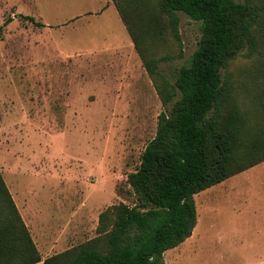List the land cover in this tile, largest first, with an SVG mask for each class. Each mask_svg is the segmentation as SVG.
Instances as JSON below:
<instances>
[{
	"label": "rangeland",
	"instance_id": "rangeland-1",
	"mask_svg": "<svg viewBox=\"0 0 264 264\" xmlns=\"http://www.w3.org/2000/svg\"><path fill=\"white\" fill-rule=\"evenodd\" d=\"M157 1L117 3L134 21ZM117 14L111 0H0V175L40 264L102 236L103 212L137 205L128 175L165 107ZM178 32L180 45L168 28L141 47L169 83L200 23L179 14ZM254 37L222 73L246 115L264 104V15ZM193 200L192 234L165 264H264V162Z\"/></svg>",
	"mask_w": 264,
	"mask_h": 264
},
{
	"label": "trees",
	"instance_id": "trees-1",
	"mask_svg": "<svg viewBox=\"0 0 264 264\" xmlns=\"http://www.w3.org/2000/svg\"><path fill=\"white\" fill-rule=\"evenodd\" d=\"M111 1L165 111L138 168L128 175L137 205L103 212L102 236L42 264H165L163 254L182 244L195 227L193 197L264 162V104L255 115L232 103L231 108L233 88L222 75L246 49L254 50L264 4L158 0L155 9H142L133 21L117 0ZM179 14L200 23L201 37L188 64L169 83L158 69L160 60L146 58L141 47L147 38L156 42L168 28L180 45ZM21 19L45 27L31 17ZM0 264H40L1 175Z\"/></svg>",
	"mask_w": 264,
	"mask_h": 264
},
{
	"label": "crops",
	"instance_id": "crops-1",
	"mask_svg": "<svg viewBox=\"0 0 264 264\" xmlns=\"http://www.w3.org/2000/svg\"><path fill=\"white\" fill-rule=\"evenodd\" d=\"M118 15V14H117Z\"/></svg>",
	"mask_w": 264,
	"mask_h": 264
}]
</instances>
